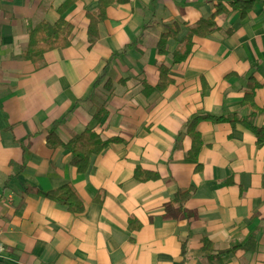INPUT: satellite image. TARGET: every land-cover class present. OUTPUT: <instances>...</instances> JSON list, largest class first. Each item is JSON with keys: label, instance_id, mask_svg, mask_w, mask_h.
<instances>
[{"label": "crops", "instance_id": "obj_1", "mask_svg": "<svg viewBox=\"0 0 264 264\" xmlns=\"http://www.w3.org/2000/svg\"><path fill=\"white\" fill-rule=\"evenodd\" d=\"M64 1L0 0V264H264V145L243 124L201 120L202 147L192 160L184 132L199 113L245 117L251 75L260 84L254 102L264 107V0L243 18L233 0L112 4L90 48L85 12L99 0H76L62 14L73 27L69 46L29 61L30 30L56 22ZM217 3L215 29L193 37L190 54L173 62L188 28ZM173 22L179 33L160 54L157 42ZM160 66L169 67L171 83L147 91ZM252 120L264 128V113ZM87 128L120 140L79 173L73 155L46 138L54 130L65 143ZM137 167L157 177L137 180ZM64 183L75 188L82 212L36 191ZM188 187L195 189L184 205L189 215L166 217L165 204ZM250 234L253 249L217 254ZM204 239L213 247L208 255Z\"/></svg>", "mask_w": 264, "mask_h": 264}, {"label": "trees", "instance_id": "obj_2", "mask_svg": "<svg viewBox=\"0 0 264 264\" xmlns=\"http://www.w3.org/2000/svg\"><path fill=\"white\" fill-rule=\"evenodd\" d=\"M76 0H65L58 8L60 17L56 22L50 24L47 21L39 22L33 27L28 35V43L24 54L26 58L33 62H39L43 58V54L49 50L56 48H65L70 44V34L72 31V25L68 23L63 17V12L70 7ZM128 0H99V6L96 11H86L85 16L88 19L87 33H88V47H92L99 38L98 26L106 18V9L112 4L126 3ZM255 0H233L231 5L239 12L241 18L245 17L247 12L251 9ZM223 11L220 3H217V8L214 13L208 18H201L188 28L187 33L184 36L183 41L178 48L173 52V62L177 63L184 60L191 52L193 37H203L212 32L215 25V16ZM167 31L162 33L157 42V51L160 54L167 53V40L168 38H175L179 33V26L173 22L166 24ZM258 61H253L251 66L256 68ZM169 67H159V81L154 87L147 86L146 90L153 89L163 90L171 79L168 76ZM260 84L255 81L253 76H249L245 87L244 96L242 99V106L246 107L248 111L245 117L238 115L237 113L229 115H213L210 113H199L192 116L187 120L184 127V132L191 138V147L188 150L187 157L192 160H197L199 152L202 147V141L200 133L196 129V125L201 120H209L212 122L228 121L232 125L237 123L243 124L250 129L256 136V145L261 147L264 145V128L258 127L253 122V117L257 113H264V107L259 108L254 102L255 89ZM207 92V87L204 83L203 93ZM107 110L104 105L97 108L93 114V118L96 121H101L105 116ZM47 145L51 148L63 147L70 154L73 155L72 164L76 167L77 172L84 173L88 166L90 157L93 154L100 153L105 147L112 142H117L120 139L116 137L102 139L96 132L90 128L85 129L79 134L73 135L67 142H62L56 135L54 130H51L47 135ZM196 169H199L197 166ZM134 177L137 180L145 181L149 179H155L156 173L144 171L137 167L134 170ZM41 196L52 200L60 205L65 206L69 211L73 213H80L84 210L83 202L80 199L75 188L70 183H64L57 188L41 191L36 190ZM195 189L188 187L178 190L171 201L165 204V216L171 218L187 217L189 214L184 210V205L189 198L194 194ZM138 228L139 225H135ZM253 234L247 236L243 241H235L226 249L217 252L219 255H227L238 249H253L255 247ZM203 249L206 254H210L213 250L209 240L204 239ZM185 251V242L182 244V252Z\"/></svg>", "mask_w": 264, "mask_h": 264}, {"label": "built area", "instance_id": "obj_3", "mask_svg": "<svg viewBox=\"0 0 264 264\" xmlns=\"http://www.w3.org/2000/svg\"><path fill=\"white\" fill-rule=\"evenodd\" d=\"M2 251H3V247H2V245H0V254Z\"/></svg>", "mask_w": 264, "mask_h": 264}]
</instances>
